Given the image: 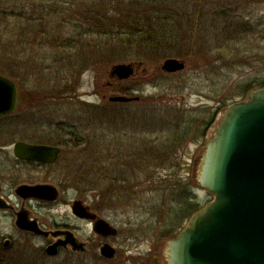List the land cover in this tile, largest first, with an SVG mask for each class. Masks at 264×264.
Here are the masks:
<instances>
[{
    "label": "rangeland",
    "instance_id": "1",
    "mask_svg": "<svg viewBox=\"0 0 264 264\" xmlns=\"http://www.w3.org/2000/svg\"><path fill=\"white\" fill-rule=\"evenodd\" d=\"M165 1L129 4L130 0H45L42 2L47 5L56 3L68 9L66 23L54 21L35 33L37 21L17 20L13 27L15 31L23 29L26 41L22 40L20 46L16 36L13 53L0 51V73L17 77L24 90L22 105L14 116L26 117L31 131H48L52 139L59 138L60 133H81L78 140L82 144L70 146L82 154V165L77 167L79 181L68 183L64 198H86L119 228V234L111 238L117 248L114 259L102 257L97 249L96 256L91 251L81 257L52 258L46 264H166L165 243L173 237L164 238L161 232L178 233L190 218L184 213L186 205L178 198L179 186H186L188 199L192 196L200 205L212 199L196 179L198 164L228 105L247 98L249 93L242 90L249 82L264 83V0H205L210 6L212 3L233 10L239 15L236 20H251L254 29L247 35L226 37L220 28L206 24L204 39H195L200 46L192 47L190 39L183 44L186 47L181 51L190 50L192 57L178 55L181 43L155 46L130 36L123 40L127 46H122L110 36L116 25L131 23L127 18H134V13L129 12L139 11L138 18L145 21ZM181 1L169 0L168 6L159 9L161 15L167 13L166 9L181 12L186 8ZM88 4V8L90 4L96 7V14H101L105 23L96 16L95 36L82 38L78 46L75 42L62 44L66 38H75L77 27L73 21L78 15L74 12H81ZM181 25L192 26L184 21ZM53 32L59 38L54 39ZM32 39L43 43L33 44ZM169 57L185 60L186 67L176 72L163 70L161 65ZM118 63L141 65L129 78L119 79L110 75L112 66ZM118 94L138 96L139 100H108ZM11 118L5 122L13 127ZM184 130L187 133L182 135ZM128 151L139 153H132L131 177L109 181L114 176L110 168L116 156L118 161ZM116 186L117 192L113 191ZM70 210L61 204L50 212V217L68 221ZM11 228L1 217L0 239ZM81 234L95 237L86 222L82 223Z\"/></svg>",
    "mask_w": 264,
    "mask_h": 264
},
{
    "label": "water",
    "instance_id": "2",
    "mask_svg": "<svg viewBox=\"0 0 264 264\" xmlns=\"http://www.w3.org/2000/svg\"><path fill=\"white\" fill-rule=\"evenodd\" d=\"M141 63H118L110 75L126 79ZM186 67L185 60L166 58L161 68L176 72ZM137 96L114 95L110 101L128 102ZM18 88L0 73V116L13 113L18 105ZM20 156L41 159L53 146L17 143ZM196 179L213 199L195 212L174 238L166 241V264H264V87L252 90L245 100L230 104L216 124L199 161ZM48 186H29V194L47 198ZM56 193L48 198L55 199ZM75 214L95 219L94 229L103 236L117 235L118 229L104 218H97L80 200L73 203ZM68 233V232H67ZM55 234H57L55 232ZM65 243L77 244L68 234ZM56 247L48 249L56 253ZM117 250L110 244L101 254L114 258Z\"/></svg>",
    "mask_w": 264,
    "mask_h": 264
},
{
    "label": "flooded vegetation",
    "instance_id": "3",
    "mask_svg": "<svg viewBox=\"0 0 264 264\" xmlns=\"http://www.w3.org/2000/svg\"><path fill=\"white\" fill-rule=\"evenodd\" d=\"M11 79L17 85L19 100L13 113L0 116V218L4 217L12 228L0 239V264H46V261L52 258L68 255L81 257L91 251L96 256V250L99 249L101 252L104 244L114 246L111 238L117 235L103 236L97 233L94 229L95 219L74 213V201L80 200L89 212L96 214V219L104 218L112 225L114 224L101 215L99 212L101 210L95 206L96 204L89 202L86 198L66 199L63 196L69 182L79 181L77 167L82 165V154L77 153L76 148L70 146L82 144L78 140L81 133H60L59 138L52 139L48 131H31L32 128L26 126L29 124L26 117L18 119L14 116L22 105L24 90L17 77H11ZM9 117L14 119L11 118L13 121L9 122L11 125L14 124L13 127L6 125L8 122L5 121H9ZM17 143L53 146L59 150L55 158L54 152L46 151V155L41 159H36L20 156L16 149ZM94 164H96L95 161L91 166L92 170ZM63 171L67 174L63 175L61 173ZM38 185L48 186L46 196L49 197L56 193V198L52 200L48 197L40 198L29 194V186ZM61 204H66L71 208V217L68 221H58L50 217V212ZM83 222L92 227L95 237L89 238L81 234ZM114 226L119 234V228ZM68 234H71L76 243L82 246L74 249L71 243H65ZM55 245H57L56 253L50 254L48 249Z\"/></svg>",
    "mask_w": 264,
    "mask_h": 264
},
{
    "label": "trees",
    "instance_id": "4",
    "mask_svg": "<svg viewBox=\"0 0 264 264\" xmlns=\"http://www.w3.org/2000/svg\"><path fill=\"white\" fill-rule=\"evenodd\" d=\"M42 1L45 0H20V3L14 4V0H0V51L13 53L14 48L17 46L16 42L14 43V41L16 40V36L19 37V42L17 41L18 45L21 46L22 40L26 41L25 36L23 35V29L21 31H15V28L13 27L14 23H16L17 20H21V22L27 23L37 21L39 27L33 29L35 33L38 32L36 30L42 29V27H49V24L54 21L55 23H66L67 17L65 15V11H68V9L64 10V6H60L56 3H50L47 5L46 2ZM33 2L41 3V5H34ZM139 2L140 0L138 2L130 0L129 4ZM168 3L169 0L165 1V3H163L162 5L158 4L159 7L154 8L155 13L153 14V16H150V18L148 17V19L145 18V21H143V19L141 18H138L139 16H137V14H139V11L133 10L132 12H129L130 14L134 13V18H127V20L129 19L128 21H130L131 23H126V21H124L121 22L120 25H116V29L112 30V33L110 32V36L119 40L117 45H121L119 43L122 42V46H127V44L123 42V40H127L130 36H138L141 43L144 42L148 45L167 44L168 42L181 43L182 47L177 49L178 55L184 57H192L193 54L190 50L188 51L185 49L184 51H181L186 47L183 44H187L188 40L190 39L192 41V47L200 46V42H195V39H198L199 37H201V39H204V37L202 36L204 35L203 29L205 28L204 26L206 24L209 25L210 23H212L214 29L220 28L221 34H225L224 36L226 37H228V35L237 36L241 33H245L246 35L253 33L254 24L251 20L250 22H248L246 18L245 20H236L238 19L239 15H237L233 10H229L222 5L213 6L211 3L210 6V3L207 4L205 0H182L180 3L183 7L185 6L186 8L182 9L181 12L172 11L171 13L168 9H166L167 13H165V15H161L160 10L162 11V7L164 5L168 6ZM100 4L102 5L101 1ZM88 6L89 4L87 6L83 5L81 12H79L78 9L75 10L74 13L78 15L77 17H75V21H73V24H75L77 27L75 38H66L62 40V44L69 45V43L75 42V45L78 46V43L82 40V38L84 39L88 36H95L96 16L99 17V20L105 23L103 16L101 14H96V7H94L93 4H90V8H88ZM139 6L143 7L142 5ZM120 8L121 6L115 9L119 11ZM190 9H193V11H190ZM144 10V8L141 9L142 13L144 12ZM147 12L148 10L146 8V13ZM181 21L187 22L188 24L191 23L192 26H190L189 28L184 27V25H181ZM218 22H220L221 24L218 25ZM99 25L103 26L102 24ZM82 26L86 28L87 31L83 32ZM44 34L45 32H42V36H44ZM35 36L36 34L33 35L32 38ZM52 37L54 39L59 38V34L53 32ZM33 42L35 44L43 43L40 39H32V43ZM24 48H26V50L29 49L27 47ZM219 59L220 58H218V60ZM257 87H264V83L249 82L245 89L242 90V93L248 94L252 89H255ZM186 133L187 130L181 132L182 135H185ZM132 153H134L135 155L139 154L135 153L134 151H128L127 153H125L124 157L118 158V161H116L118 155L116 156L110 168V170L112 169L111 172L114 173V176L111 177L112 179L108 178L109 181H125V178L131 177L130 174L133 173L134 167V165L132 164ZM141 159H143L142 155ZM119 186H116L115 190L113 191L117 192ZM178 189V198L180 199V203L183 204V206L186 205L184 213L187 212V215L191 216L194 212L198 211L205 205H200L196 201H193L192 199L194 197L192 196H190V199H188V191L186 186H184L183 184H181ZM97 208L100 210L99 207ZM161 233L162 236L166 238L175 237L179 232L175 234H169L170 231Z\"/></svg>",
    "mask_w": 264,
    "mask_h": 264
}]
</instances>
